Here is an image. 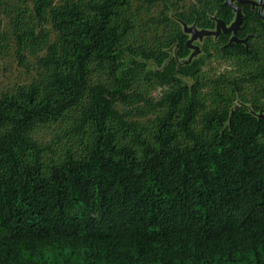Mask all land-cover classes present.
I'll return each instance as SVG.
<instances>
[{"label": "trees", "instance_id": "16d2710c", "mask_svg": "<svg viewBox=\"0 0 264 264\" xmlns=\"http://www.w3.org/2000/svg\"><path fill=\"white\" fill-rule=\"evenodd\" d=\"M235 3L248 39L223 32L218 48L248 71L207 81L202 60H170L155 101L133 88L143 68L124 58L148 52L163 66L169 54L129 45L133 0H0L12 24L0 19V52L12 35L21 63L28 53L37 64L29 85L0 95V264H264V117L234 107L240 97L261 108L264 19ZM177 5L205 29L235 16L228 0ZM157 22L165 46L188 56L180 25L165 12ZM74 110L61 151L34 138Z\"/></svg>", "mask_w": 264, "mask_h": 264}, {"label": "rangeland", "instance_id": "374dc122", "mask_svg": "<svg viewBox=\"0 0 264 264\" xmlns=\"http://www.w3.org/2000/svg\"><path fill=\"white\" fill-rule=\"evenodd\" d=\"M11 6H16L18 0H10ZM167 4L159 2L153 6L144 4V0H133V13L134 22L136 28L129 36L128 43L133 48L145 47L147 51H156L162 48L169 54L167 60H165L163 66H160L156 60V57L151 56L148 52L145 55L128 54L124 60L129 63L131 60H135L140 63L143 69L138 68L136 75L137 81L134 82L133 88L139 93L143 94L147 98H151L155 101L161 99L169 88L168 85H161L156 79L155 73L161 71L163 67L170 60H175L178 67L190 65L196 60H202V74L207 81L217 79L222 76L227 78H239L243 76L248 70L242 62L236 60H230L224 58L218 48L219 36L223 33L221 31L217 34V17L212 16L215 20V27L213 29L200 28L196 23H187L183 21L178 12L174 9L177 5L176 0H166ZM174 3V5H173ZM194 3V0H184L183 3H179L177 6L189 7ZM31 7V5H28ZM164 12L176 23H178L182 31L188 35V47L190 53L186 57L179 56L177 47H166L165 42L167 38V32L163 24L157 21L163 17ZM0 19L3 22V30L5 32H11V16L4 11L0 10ZM244 20V13L242 12V22L240 29H242ZM237 21V12L231 24L227 25L228 28L232 27ZM46 29L51 32L53 38L55 33L51 24L46 25ZM239 29V30H240ZM234 32H231L233 37ZM238 37V36H237ZM248 37L242 39L246 42ZM27 55V67L21 63L17 55V46L13 36L11 35L3 50L0 52V95L3 92H11L17 89L19 86L29 85L37 74L36 59L30 54ZM132 65V63L130 64ZM136 67V65H134ZM145 75H148L147 77ZM180 80L186 84L194 83V79L190 77H183L179 75ZM250 86H245L244 93L250 94ZM246 106L252 112L256 113L260 117H264V98L260 102V110L255 111L252 103L245 102L240 97L235 100L234 107ZM120 108L127 110L128 106L125 103L120 102ZM77 110L69 112L66 117L58 122H51L47 125L38 127L33 135L34 138L41 145H51L59 151L62 150L64 143L69 144L73 142L75 134L71 132L72 128L76 125Z\"/></svg>", "mask_w": 264, "mask_h": 264}, {"label": "water", "instance_id": "95a60500", "mask_svg": "<svg viewBox=\"0 0 264 264\" xmlns=\"http://www.w3.org/2000/svg\"><path fill=\"white\" fill-rule=\"evenodd\" d=\"M236 1L240 2V3L252 4L253 6L259 7V14L264 19V14H263L264 0H228V3L232 7V9L237 12V21L232 27L228 28L227 24L223 20L217 19V29H218L217 34H219L221 31H223L225 33L234 32L233 37L230 40V43L233 41H236V42L245 41V40L238 39V37H237V32L240 29V25L242 22V12L243 11H242L241 7H239L235 3Z\"/></svg>", "mask_w": 264, "mask_h": 264}]
</instances>
